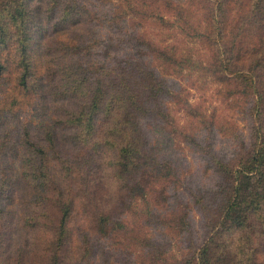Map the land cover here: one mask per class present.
Here are the masks:
<instances>
[{
	"label": "rangeland",
	"instance_id": "374dc122",
	"mask_svg": "<svg viewBox=\"0 0 264 264\" xmlns=\"http://www.w3.org/2000/svg\"><path fill=\"white\" fill-rule=\"evenodd\" d=\"M0 65V264H264V0H0Z\"/></svg>",
	"mask_w": 264,
	"mask_h": 264
},
{
	"label": "trees",
	"instance_id": "16d2710c",
	"mask_svg": "<svg viewBox=\"0 0 264 264\" xmlns=\"http://www.w3.org/2000/svg\"><path fill=\"white\" fill-rule=\"evenodd\" d=\"M24 62V61H23ZM26 63V62H24ZM2 66L0 65V69ZM27 67L22 74L21 83L26 84ZM252 167L248 170L245 168L239 172L235 178L233 186V195L226 208V225L243 226L247 216L255 211L264 198V193L258 191L264 190V141L260 142L257 152L249 159ZM262 183V185H261Z\"/></svg>",
	"mask_w": 264,
	"mask_h": 264
}]
</instances>
